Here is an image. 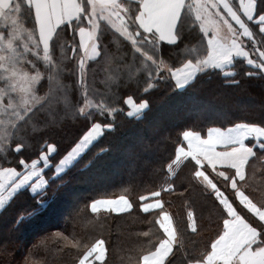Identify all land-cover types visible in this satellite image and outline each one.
Here are the masks:
<instances>
[{"label":"snow or ice","instance_id":"obj_1","mask_svg":"<svg viewBox=\"0 0 264 264\" xmlns=\"http://www.w3.org/2000/svg\"><path fill=\"white\" fill-rule=\"evenodd\" d=\"M214 76L264 91V0H0V249L29 264L43 233L71 264H108L117 242L76 231L90 210L139 225L121 264H264V103L153 128L122 153L119 195L76 188L154 94L187 104Z\"/></svg>","mask_w":264,"mask_h":264},{"label":"trees","instance_id":"obj_2","mask_svg":"<svg viewBox=\"0 0 264 264\" xmlns=\"http://www.w3.org/2000/svg\"><path fill=\"white\" fill-rule=\"evenodd\" d=\"M244 68L242 62H237L234 72L241 71ZM244 70H247L246 68ZM242 75V72H241ZM241 77H236L240 79ZM197 99L193 102L177 106L168 98L154 94L152 97V109L146 114L145 119L139 124L127 125L120 133L119 137L114 141L115 149L113 152L102 156L95 161L90 168L82 174V179L87 182L76 185L78 192L83 197L93 189L104 187L107 190L108 198L121 193V181L125 179L126 169L119 166V161L123 159L122 153L126 149L136 151L139 147V138L148 136L151 130L157 126H167L178 120V124L168 126L173 131L180 130L183 126H195L196 130L203 128L206 131L207 126H211L213 122L220 123L221 116L226 111H242L249 109L253 112L250 119H260L259 105L264 103V91L251 82L244 80L239 87H225L223 82L217 77H213L196 90ZM227 98V100L225 99ZM239 103V104H238ZM242 103V104H241ZM241 104V105H240ZM240 105V106H239ZM218 115V116H216ZM98 149H93V152ZM91 155V153H89ZM155 155H159L156 153ZM153 154L141 153L144 157L155 158ZM88 156L81 161L83 164ZM5 166H9L5 164ZM91 178V179H88ZM147 179V176L144 177ZM135 195L133 194V199ZM165 200L173 199L171 211L179 217L183 214L182 201L169 196L164 197ZM207 217L208 212H204ZM134 217L126 214L106 213L92 214L90 210H85L81 214V218L76 221V231L84 236L103 235L104 238H111L117 242V247L112 248L108 255V264H121L125 252L121 248L127 245L123 242L126 240L130 231L138 229V224H133ZM71 230V225L69 226ZM50 231H55L51 229ZM43 233L31 237V244L38 243L39 246L33 249V254L29 264H71L70 254L65 251H58L61 245L55 239L40 241ZM19 259V255L17 256ZM0 264H15L14 260H10L8 252L0 249Z\"/></svg>","mask_w":264,"mask_h":264},{"label":"rangeland","instance_id":"obj_3","mask_svg":"<svg viewBox=\"0 0 264 264\" xmlns=\"http://www.w3.org/2000/svg\"><path fill=\"white\" fill-rule=\"evenodd\" d=\"M238 104H239V103H238ZM241 104H242V103H241ZM241 104H240V105H241ZM240 105H239V106H240ZM216 116H218V115H216ZM178 122H179L178 120H175L173 124H169V125H167L166 127H168V126H174L175 124H178ZM124 169H125V168H124Z\"/></svg>","mask_w":264,"mask_h":264},{"label":"crops","instance_id":"obj_4","mask_svg":"<svg viewBox=\"0 0 264 264\" xmlns=\"http://www.w3.org/2000/svg\"><path fill=\"white\" fill-rule=\"evenodd\" d=\"M227 71H233V70H231V69H228ZM234 72V71H233Z\"/></svg>","mask_w":264,"mask_h":264}]
</instances>
